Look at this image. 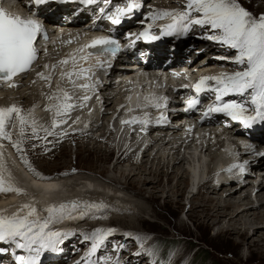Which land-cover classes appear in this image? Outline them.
I'll return each instance as SVG.
<instances>
[{
	"label": "snow or ice",
	"instance_id": "obj_1",
	"mask_svg": "<svg viewBox=\"0 0 264 264\" xmlns=\"http://www.w3.org/2000/svg\"><path fill=\"white\" fill-rule=\"evenodd\" d=\"M37 6L46 3V0H32ZM83 4H92L96 0H80ZM105 4H111V0H102ZM141 7L134 0H126L125 7H115L114 11L101 8L102 16H106L113 25L121 23L122 19L134 15ZM186 9L179 12H160L150 14L148 19L168 18L171 23L161 28L162 35H179L187 34L192 26H199L205 30L200 38L211 41L218 45L233 49L236 55L232 62L243 66L241 70L232 74H221L219 76H207L200 79L194 86L197 94L202 90H211L215 93V106L209 107V112L223 113L230 117L233 121H238L245 128L258 120L264 121V14L259 17L243 7L239 0H187ZM30 10V9H29ZM193 13L198 14L196 17ZM151 25H149V29ZM43 31V26L37 19H23L19 16H11L0 8V81L10 82L14 77L29 71L33 63L38 58L36 43L38 35ZM140 36L148 38V31L140 33ZM152 39L160 37L152 36ZM88 49H96L97 53L111 52L115 55L119 51L117 39L109 37H99L86 46ZM84 51V49H80ZM89 51V55L97 54ZM218 59H230L228 57H218ZM73 60L75 57L73 56ZM61 64L67 65L68 59L62 60ZM48 69V65L44 66ZM55 65H53V69ZM87 70L81 68L79 73L75 70L67 73L62 72L61 77L67 75L69 82H72L74 75L85 73ZM41 80L50 83L51 76L44 73H38ZM214 82L209 89L208 82ZM15 85L9 83V87ZM84 89L93 87L92 85H82ZM251 90V91H249ZM250 95V100L241 101L224 100V97L230 95L245 97ZM91 97L85 95V102L80 107L86 106V102ZM51 100H60L58 95L50 96ZM63 103L56 104L53 113L51 129L45 128L43 125H37L35 120L29 121V115H25L22 109L12 105L7 108H0V141H8L11 146L18 152H24L23 145L28 139L47 140L49 136L56 135L55 129L61 124H67L68 119H60L61 117H70L71 111L77 107L71 101L72 97L67 93H63ZM198 100L191 99L188 101L189 108L195 107ZM252 106L254 114L248 115L250 111L248 105ZM159 108V105H156ZM51 111L52 109H47ZM13 117L15 123H13ZM160 119H163L161 117ZM135 122L121 121L122 124ZM75 123V122H74ZM17 129V138L13 140V133L9 131V127ZM27 129H31L29 133ZM39 131L44 132V136L39 135ZM61 136L67 135L66 131L60 133ZM35 147V145H33ZM4 144L0 143V193H15L24 195L23 191L17 187L9 185L5 187V165L3 157ZM24 163L28 165L25 159ZM239 167L243 172V166ZM30 171H34L29 166ZM231 170V169H229ZM41 178L42 177H38ZM10 179V175H9ZM67 205L61 204L59 207H48L44 211L47 213L45 217H40L36 207L29 204H22L19 210L11 216L0 214V245L7 244L9 247L14 246L27 252H35L30 256H15L16 264H39V256L41 251L54 249L55 245L61 243L64 238L72 234H62L53 231L50 225L58 220L65 218ZM73 209L77 207L75 203L71 206ZM86 208L96 207L95 205H85ZM27 210L26 214H22ZM85 213H82L79 219H82ZM70 218V214H69ZM114 232V229L103 231L94 230L91 234L84 235V241L90 242L89 256L97 253V251L106 244L108 237ZM141 244V251L136 254H148L155 256L154 249L144 250L142 242L143 237H134ZM123 248V245H118ZM115 250V249H114ZM7 249L0 247V252H6ZM98 264H111V262H98ZM118 264V261L116 262ZM155 264V261H153Z\"/></svg>",
	"mask_w": 264,
	"mask_h": 264
},
{
	"label": "bare ground",
	"instance_id": "obj_2",
	"mask_svg": "<svg viewBox=\"0 0 264 264\" xmlns=\"http://www.w3.org/2000/svg\"><path fill=\"white\" fill-rule=\"evenodd\" d=\"M23 1L27 2L29 0H23ZM158 1H156L155 3H158ZM168 1H169L168 7L173 8L174 6H171V3H170L171 1L170 0H168ZM177 1H175V2H177L179 6L177 5L176 9L172 12H179V11L186 8L187 0H182V2H181V0H177ZM180 6L183 8H181ZM15 10H16V12L21 13V12H23V7L20 5H17L15 7ZM64 24H66V26H68L70 23L66 22ZM132 29L133 28H129L128 31L131 32ZM135 30H136V28H135ZM190 34L196 35V32H194V33L191 32ZM202 34H204V32H202ZM190 46L194 47L195 49H199V48L203 47L204 46L203 39H195L194 37L190 38L189 41H187L185 43V47L183 49H185L187 52H189ZM52 51L53 50H50V52H52ZM64 51H65L64 49H62L61 52L59 51V53H62V55L61 54L59 55L57 53L60 56L59 60L58 59H55V60L52 59V60H50L51 62L49 63V59H50L49 58L45 61L39 62L36 66V68L40 65L43 66L42 69L40 67L41 71L39 73H44L45 75L51 76L50 83L48 81L42 80V81L47 83V86L49 84V86L47 88L41 86V83H40L41 79L39 78L38 74L36 73L37 69H35V73L33 71L32 74H30L29 76H27L25 78L26 80L23 79V80L17 82L15 84L16 87L15 86L9 87L7 89V91H2L3 89L0 90V94L1 95L4 94V96L3 97L0 96V98L5 97V101H6L7 98L10 95H12L15 101L18 102V100L20 99L21 102H23V105H21V106L16 105L20 109H22V106L29 105L31 103L29 105V107H31V110H28V108H27L28 112H26V113L28 115L30 114L29 115V121L35 120L38 125H40L41 122H43L42 120H47V121L50 120L51 119L50 116L53 117V113L55 111L54 106L56 105V102L60 103L63 100L62 98H63L64 92H71V90L69 88L70 86L68 85L69 79H68L67 75H65L62 78L61 74H62V72H65V73L69 72V69L72 67V65L74 67V65L76 63H74V61H73L72 54L64 53ZM52 54H53V52H52ZM191 54L193 55V53H191ZM202 55H205V54L202 51H200V54L197 57L191 56V58L193 59V61L195 63L199 64L200 69H203L204 73H208L211 69L210 68L211 66H218L219 64H221L223 62L222 59H218V57L214 58V56H210V55H205L206 59L202 58L201 60L196 61V59H198ZM65 59H68L69 63L67 65L61 64L60 62L62 60H65ZM45 65L49 66L47 70L44 67ZM53 65H55L54 69H53ZM231 66L234 67L237 65L233 64ZM34 75H36L38 77L36 78V77H34ZM27 83H29L30 85ZM26 84L29 85L28 88L26 87L25 90H22V89L19 90L21 86H24ZM87 84H88V81L86 80V77L78 78L77 80H75V79L72 80V84H71L72 92L71 93H73V92L74 93L72 95L71 101H68V103H72L74 105H77V107H75L72 110L71 113L76 112V114L74 115V117L72 119H70V122L67 124V127L72 126L71 130H80L81 132L85 133L87 135V137L95 139V137H93L94 129L98 125L99 122H100L99 125L101 126L102 122L99 120L96 121L99 118V115H98V117H96V120H94L93 117L96 114L93 117H91L89 114L90 117H88L87 115H88V111L90 109H86L85 106H83V107L79 106V105H82L85 103L83 101V97L85 95H87L91 98L86 102V104H90V105L95 107V110L93 112L100 114L101 120L107 119V122L111 121L110 123L116 121L117 122L116 127H120L123 130L121 132H123L125 134L130 132L131 131V127L129 126L130 123L122 124L121 121H130L131 122V121H133L134 118H135V122L139 120V118H136L140 115L139 112L129 111L128 109H126V107L128 105H131L134 103V101L136 100L135 96L134 95H131V96L127 95V92H124L122 90V88L118 89L115 94H112V93H114V91H111L110 85H106V84L93 86L92 88H88V89H84L83 87H81L82 85H87ZM53 95H58L60 97V100L49 99V97L53 96ZM3 100L4 99H2V100L0 99V102H3ZM90 101H91V103H90ZM12 102H14V101H12ZM52 107H54V108H52ZM87 107H88V105H87ZM110 107H111V110L113 112L112 113L113 115H110V117L107 118V116L105 114L108 113L107 110H109ZM49 108H52V111H50L51 113H49V116H47V118L45 119V116L44 115L42 116V112H44V110H47ZM39 111H40V114H39ZM116 113H118L117 116L114 115ZM75 116L79 117V118H76ZM113 116H115L114 119H112ZM49 117H50V119H49ZM74 118H76V121L74 120L75 123L73 122ZM131 118H132V120H131ZM47 121H45V122L47 123ZM178 121H175V122H178ZM135 122H132V123H135ZM88 123L92 124L91 129L90 128L86 129V127H88V126H86ZM10 127H9V129H10ZM107 128H108V126H107ZM133 128L135 129V132H139V134H143L147 130L143 127V125L139 129L136 127H133ZM157 128H158L157 130H159L158 132H161V133L155 134V133H153L155 131H150V132L147 131L148 135H149V138H148L149 140L147 142H140L139 141L140 144H136L138 142V141L136 142V139L138 140V138L135 139L134 134L131 132V134H133V136L130 135L131 136L130 141H127V142H129V144L131 146L128 145L129 148H127L124 145H122L123 144L122 143L120 145V148H122L123 150H121L122 153L120 155L124 154V152L127 150V151H131V154H133V155L139 154V160L140 161L143 157H145V159H147V161H148L150 155L152 157V152L154 151L155 147L158 146V149H156L157 150L156 152H159V149L163 148L162 150L163 151L165 150L167 153L166 154L167 157L165 158V160H167V161H165V162L161 161L164 157V155H163V157L160 156L159 162H157L156 164L152 163L158 159V158H156L157 156H156V154H155L156 152H155L153 154V157L151 158L150 163H152V164L149 167V169L146 168V166H147L146 162L147 161H145L143 164L137 165V167H135L133 169L126 170V169L122 168L124 166L125 162L119 161L120 155L118 154L119 153V151H118L117 155H116V157L118 159L114 162V166L111 168V172L112 173H118V175H120V176H124L126 187L133 186L132 178L134 177V175H136V176H138V175L148 176V178H151L149 184H151L152 179L154 181L155 180L158 181L157 183L159 184V180H160L159 178L161 177V175H171L167 178V182H170L171 180L174 179V177H178V175H181V176H179V178H177L176 183L172 187L173 189L170 188L168 190V193L174 194L176 196H182L183 191L185 189H187L188 187L191 188V191H190L191 197L189 198V200L187 199L189 201V211H191V213H192L191 216L196 215L198 212L202 214V218L198 222L199 225L206 224L212 228L217 227V234L218 235L235 234L237 237L242 238L245 242H247L251 246H253L254 241H256L252 238H258L256 244L258 243L260 248L264 250V181L262 182V184H253L252 181H254V177L252 178L251 174L245 173V175L242 177V176L237 175V174L232 172L233 173L232 175H228L227 177L224 178V181L219 182V183H214L213 179H210V177L207 176V178L205 180H203L200 184H199V182L197 184H194L195 183L194 179L197 177V175H190L191 173H194V171H195L194 166H193L195 161L197 162V167L200 168V160H202L203 157L207 158V156H205L206 154H208V156H210L211 159H214V161H211V163H210L211 159L208 158L207 165H205L208 168V173H209V171L214 169V166L217 162L225 164V167H226L225 173H230L233 170V168H235L234 165L243 166L244 165V164H242L243 161L239 162V164H238L237 160L240 161L241 159H243L247 156V149L246 148L242 149V147L240 146V142L237 141V139H236V138L241 137L242 133L237 131L235 133V135L231 136L229 141L232 144L231 145L232 147L226 148V149L222 148V143H221L222 141L220 139L218 141L219 142L218 144H214V143H210V142L206 143V140H204V141L199 143L201 147H200V150L198 152V155L194 156L193 152H191V150H189V147L192 143L196 145V143L199 141V139H193L192 138V139H189L187 141L180 140L177 138V135L181 131V129L171 127V128H169L168 131H172V135H168L169 133H165V132H168V131H165L166 130L165 128H163V127H157ZM87 131H88V134H87ZM152 134H154V136L150 137ZM113 135H115V134L113 133ZM103 136H105V132H104ZM113 141L114 142L116 141L115 137H113ZM118 141H119V139H117V142ZM114 142H113L112 146L114 149H117L119 143H117L118 145H115ZM2 144H4V149H3L4 165H5V168L7 169V170L5 169V172H4V176H5V180H6L5 187H8L9 185H11L13 187H17V188L21 189L23 191V193H25V194L24 195H17L15 193H11L12 198H9L10 197L9 195L8 196L0 195V213H4V214H7V216H11L13 213H16L19 210L20 205L26 203V204H29L31 206L36 207L38 210L37 214L40 217H45L47 215V213L44 211L46 209L44 207V205H46V204L49 205L48 201L56 200L60 196H62L61 200H63V198L68 199L70 196L74 197V196H79V195H81L82 197H80L78 199H74L73 201H81V200H83V198L87 194H89L88 193L89 190L91 191L94 189V188L91 189L92 188L90 186L91 184L87 183V181H85L84 185L82 183V189H78V185H80L81 182L76 183V182L72 181V183L69 184L68 181L66 182L65 180H62L60 178L59 179L58 178L57 179L51 178L47 181H35L34 180V179H36L35 176L30 175L25 170V168L22 166V164L18 160L17 156L15 155L14 151H12L11 145H9V143L6 141H3ZM125 144H127V143H125ZM96 147L97 148H94V149H96L95 150L96 152L94 153V151H93L92 153H94L96 156H99V154L102 155V153L100 151L101 149H99L98 146H96ZM88 149H85V150L88 151ZM149 149H150V152L148 151ZM114 156H115V154H114ZM188 156H190V157L193 156L192 160L190 159L191 162H189V160L187 159V158H189ZM254 164L256 166H260L259 163H254ZM154 165L156 166V168H153ZM119 166L121 168H119ZM128 166H130V164ZM132 166H133V164H132ZM169 168L171 170L170 172H168ZM229 169H231V170H229ZM9 175H10V179H9ZM13 175L16 178L20 179L22 182H19L18 179L16 180ZM183 175H189L188 179H190L189 180L190 185H188V183H187L188 182L187 177H185ZM43 179H48V178H42L41 180H43ZM15 181H17L18 184ZM144 181H146V180L143 179V182ZM234 181L235 182L237 181L238 184L235 183V185H233V186L230 185L231 186L230 188L226 187V189L224 188L222 190V193L223 192L226 193L225 197H220L222 195V193H220V196L217 197V195L219 194V190L222 188V187L220 188V186H222V185L228 186L227 184H230ZM158 184L156 186H158ZM181 184H183V185H181ZM53 185H58V188L60 189V191L55 192V189L51 188ZM248 185L250 186L251 191L247 190V191H244L240 194V192L242 190L247 189ZM39 186H43V188L47 189L48 191L43 190V188H41V187L37 188ZM68 187H70V190L68 189ZM88 187H91V188L87 189ZM150 189H151V191L149 192V194H151V195H149V199L153 200L155 198L154 197V192H155L154 190H156V187H150ZM193 189H195V190H193ZM142 190H147V189L142 188ZM142 190L139 189L137 194L140 195V192ZM49 191H51V192H49ZM93 191H95V190H93ZM158 192H161V190ZM96 195L99 196L100 194H96ZM101 195L103 196V194H101ZM223 196H224V194H223ZM121 199H123V198H121ZM165 199H168V197H166ZM122 203H124V201ZM125 203H126V201H125ZM63 204H65V203H63ZM53 206H54V204H53ZM129 211H132V210L130 209ZM26 212H27V210H24V212L22 214H26ZM62 220L63 219L58 220L55 223H60ZM125 222L132 223L130 221H121V223L123 225L125 224ZM52 225H50V226H52ZM253 225L255 227H251ZM102 227L106 228L105 230H108V229L116 230L117 229V227H111V226H107V225H103ZM251 228L253 231L251 232V234H249L248 232ZM54 230H56V229H54ZM82 233H84L83 230H82ZM84 235H86V233ZM131 237L132 236L128 232V234L126 235V238H131ZM73 239L76 242L77 239L76 238H73ZM258 245H256V246L258 247ZM6 246H7V244L0 245V247H3V248ZM84 260L85 259H83L81 262H83Z\"/></svg>",
	"mask_w": 264,
	"mask_h": 264
},
{
	"label": "rangeland",
	"instance_id": "obj_3",
	"mask_svg": "<svg viewBox=\"0 0 264 264\" xmlns=\"http://www.w3.org/2000/svg\"><path fill=\"white\" fill-rule=\"evenodd\" d=\"M156 1L158 0H145L144 1V3L151 6V9L148 11L149 13H154V12L160 13V12H165V11L172 12L176 9L178 5L177 0H170L171 6H174L173 8L168 7L169 5L168 0H159L158 3H155ZM239 3L243 7H245L248 11H250L255 17H259V15L264 14V0H239ZM184 10H187V9L185 8L181 11H184ZM205 43H206V50H208V48H210V45L208 44L209 42L206 40ZM59 51L61 52V50ZM59 51L58 50L52 51L53 54L52 53L50 54L49 63L51 62L50 60L52 59L54 60L60 59L59 55L60 54L62 55V53H59ZM204 54L212 56V53L209 54V52L208 54L206 53ZM205 55H202L201 57L196 59V61H199L202 58H205ZM40 67L41 69L43 68V66L41 65L36 68L37 74L41 71ZM34 73H35V70H34ZM34 77L37 78L38 76L34 75ZM43 82L44 81L40 80L41 86L47 88L49 84L47 86V83L46 82L43 83ZM27 84L24 86L20 85L21 87L19 90L21 89L25 90L26 87L28 88L30 84L29 85ZM0 96L3 97L4 94L2 95L0 94ZM0 99L1 100L4 99L3 102H0V105H1L0 108H7L12 105H15V106L23 105V102H21L20 99L18 100V102L15 101L12 95H10L6 101H5V97L0 98ZM12 101H14L15 103ZM60 103H63V100ZM56 104H58V102H56ZM29 105L22 106L23 114L28 115L26 113L28 112L27 108L28 110H31V107H29ZM85 107L86 109H90L88 111L87 116L93 117L96 114L93 117V119L96 120V117H98L99 115V118L96 121L98 120L101 121L102 125L104 126V127L102 125L100 126L99 125L100 122L98 123V125L96 124L97 126L94 129V132H93L94 134L92 133L95 139L89 138L87 137L85 133L81 132L80 130H77L74 133H67V135L65 136L60 135L61 131L59 132L55 131L56 135L49 136L47 140H43V139L26 140L25 144L23 145L24 152L18 153L16 150L15 151L17 152V158L19 157L18 160L20 161L22 166L25 168V170L30 175L37 176V178L38 177L48 178L47 180L51 178L53 179V177L56 176L62 180H65L66 182L68 181L69 184L72 183V181L76 183L81 182L80 185H78V189H82V183L84 185L85 181H87V183L91 184L90 186L92 187V188L88 187L87 189L94 188L93 190L95 191L89 190L88 191L89 194H87L83 198V200L79 202H84L86 198L96 200V201H101L102 203L105 204L106 207H110L111 210L118 211L115 214L112 213L111 216L114 218L109 223H107V225H112V226H117V227L121 226L120 227L121 229L131 231L133 235L135 234L138 235L142 233L148 234L147 236L148 241L152 245H154V249H155V256H151V255L150 256L153 260L156 259V261L159 264H264V250L260 248L258 243L256 244L258 238H252L256 241H254L253 246H251L247 242H245L242 238L237 237L235 234L218 235L217 227L212 228L206 224L199 225L198 222L202 218V214L199 212L198 213L196 212L197 213V214L195 213L196 215L191 216L192 213L191 211H189V201L188 200L191 197L190 195L191 188L188 187L187 189H185L183 191L182 196H176L174 194L168 193V190L174 186V184L177 181V178H179V176L181 175H178V177H174V179L171 180L170 182H167V178L171 175H161V177L159 178L160 179L159 184L157 183L158 181L155 180L156 181L155 182L153 179L151 181V184H149L151 178H148V176L146 175H138V176L134 175V177L132 178L133 186L126 187L124 176H120L118 175V173H112L111 168L114 166V162L118 159L116 157L117 152L119 151L118 153L119 155L122 153L121 150L123 149L120 148V145L123 143L122 145L129 148V146L131 145L127 141H130V137L133 136L134 133L131 134V132H128L127 134H125L121 132L123 130L119 129V127H116L117 126L116 121L110 123L111 121L107 122V119L101 120L100 114L93 112L95 110L94 106L90 104H86ZM111 107L109 110H107L108 113L105 114L107 118H109L110 115H113ZM49 113L51 112H49L48 110L47 111L44 110V112H42V116L44 115L46 119L47 116H49ZM39 114H40V111H39ZM75 114L76 112L71 113V117L67 118L69 119L68 123L70 122V119L74 117ZM117 114L118 113L114 115L117 116ZM115 116H113L112 119H114ZM50 117H49L50 120L48 121L42 120L43 122H41L40 125H43L45 128L51 129L52 120L54 117L52 116ZM76 118H79V117H76ZM76 118L73 119V122L74 120L76 121ZM14 119H13V123H14ZM60 119H64V117H61ZM45 121H47V123ZM67 124H64V126H67ZM88 124L86 125L88 127L85 126L86 129L87 128L91 129L92 124L91 123H88ZM14 128L12 129V133L14 134L13 140L17 138L16 136L17 129L16 128L14 129ZM131 129H134V128H131ZM62 130L66 131L67 129L62 128ZM27 131L30 133L31 129H27ZM118 131L121 134L122 133L123 134L118 142H117V139L114 142L113 133L115 134ZM104 132H105V136H103ZM87 134H88V131H87ZM39 135L43 137L44 132L39 131ZM152 136L154 135H151L150 137ZM148 138H149V135L145 134L139 137L138 140L136 139V142L138 141L136 144H140L139 141L147 142L149 140ZM202 141L204 140L200 139L199 142L196 143V145L193 143L190 145L189 150H191V152L194 153V156L198 155V152L201 147L199 143ZM113 142L115 143V145H118L117 143H119L117 149L113 148L112 146ZM33 145H35V147H33ZM96 146H98V148L101 149L100 151L102 155L99 154V156H96L94 154L96 152L95 151L96 149H94V148H97ZM85 149H88V151H86ZM156 149H158V146H156L154 151L152 152V157H153V154L157 151ZM162 149L163 148L159 149V152H156L155 154L157 156L156 158L158 159L160 158V156L163 157L164 155L161 161L165 162L167 161L165 160V158L167 157L166 155L167 153L165 150L163 151ZM93 151L94 153H92ZM148 151L150 152V149ZM136 155L131 154V151H127V150L124 152V154L120 155L119 161L125 162L122 168L126 170H130V169L137 167V165L143 164L145 161H147L145 157H143L140 161L139 154H136ZM205 156H207V158L205 157L202 158L205 163L203 167H206L205 165H207L208 158L211 159L210 156H208V154H206ZM152 157L150 155L148 161L146 162L147 164L145 163L147 165L146 166L147 169H149L152 163L156 164L157 162L160 161V159L159 160L157 159L158 161L156 160L155 162L150 163ZM188 157L189 158L187 159L189 160V162H191L193 156L192 157L188 156ZM25 159L28 161V165L24 163ZM211 161H214V159H211L210 163ZM127 164L128 165L130 164V166H128ZM29 166L34 171H30ZM119 168L121 167L119 166ZM153 168H156V166L154 165ZM170 171L171 170L169 168L168 172ZM183 176L187 177V181H188L187 183L188 185H190V181H189L190 179H188L189 175H183ZM206 176L207 175H204L203 173L200 176L198 175V179L203 180ZM14 178L16 180L18 179L15 176ZM143 179L146 181L143 182ZM18 180L19 182H22L20 179ZM15 182L17 183V181ZM235 183L238 184L237 181L236 182L234 181L230 184H227L228 186H225V185L220 186V188L221 187L222 188L219 190V194L217 195V197L220 196V193H222V190L224 188L225 189L226 187L230 188L231 186L235 185ZM157 184L158 186H156ZM150 187H156V190H154L155 198L153 200L149 199V195H151L149 194V192L151 191ZM142 188L147 189V190H142ZM68 189L70 190V187H68ZM139 189L142 190L140 192V195L137 194ZM160 190L161 192H158ZM247 190L251 191L249 185L247 186V189L242 190L240 194ZM96 194H100V195L97 196ZM101 194H103V196ZM225 196H226V193L223 192L220 197H225ZM166 197H168V199H165ZM123 201L124 203H122ZM90 203L96 206L92 208L93 211L98 210V206H104L101 203L99 205L94 204V201ZM130 209L132 211H129ZM121 221H130L132 223L125 222V224L123 225ZM96 226L97 225H95L94 227ZM94 227H89L87 231L83 230L84 231L83 234H82L81 229L75 232L76 233L75 238L77 239L76 242H79L81 240L84 241L83 235L85 233L91 234L90 232L94 230ZM251 227H255V226L253 225ZM103 229H106V228H103ZM252 231L253 230L251 228L248 233L251 234ZM126 239L130 241V238H126ZM167 239L176 240V245L172 249L162 250L161 248H159V244L161 243V241H164ZM194 243L197 244L198 246H201V245L203 246L204 244H208L214 249L215 252L211 251L210 253H208L209 260L200 261L198 257H199V254L201 253L200 251L203 248L202 246L200 248L193 247ZM256 245H258V247ZM131 246L132 245L128 247L129 250H134L132 249V247L134 246L132 247ZM74 248L75 246L73 244L68 245V248H67L69 249L68 252H70ZM107 248L108 247H106V249ZM64 262H68V260ZM143 262L144 260L141 258L138 264H148V262L147 263H143Z\"/></svg>",
	"mask_w": 264,
	"mask_h": 264
},
{
	"label": "trees",
	"instance_id": "obj_4",
	"mask_svg": "<svg viewBox=\"0 0 264 264\" xmlns=\"http://www.w3.org/2000/svg\"><path fill=\"white\" fill-rule=\"evenodd\" d=\"M175 245H176V240L167 239V240L161 241V243L159 244V248H161L162 250H169V249H172ZM201 246H198L195 243L193 244V247L200 248ZM202 248L203 249L200 251L201 253L199 254L198 258L200 259V261H207L209 260L208 253H210L211 251H214V249L208 244H204Z\"/></svg>",
	"mask_w": 264,
	"mask_h": 264
}]
</instances>
